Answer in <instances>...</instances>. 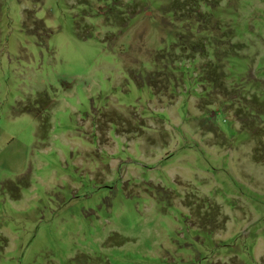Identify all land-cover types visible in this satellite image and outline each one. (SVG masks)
Returning a JSON list of instances; mask_svg holds the SVG:
<instances>
[{
  "label": "rangeland",
  "instance_id": "rangeland-1",
  "mask_svg": "<svg viewBox=\"0 0 264 264\" xmlns=\"http://www.w3.org/2000/svg\"><path fill=\"white\" fill-rule=\"evenodd\" d=\"M0 264H264V0H0Z\"/></svg>",
  "mask_w": 264,
  "mask_h": 264
}]
</instances>
